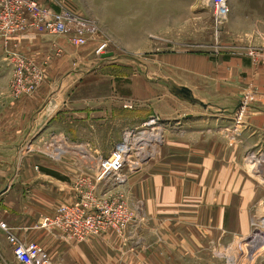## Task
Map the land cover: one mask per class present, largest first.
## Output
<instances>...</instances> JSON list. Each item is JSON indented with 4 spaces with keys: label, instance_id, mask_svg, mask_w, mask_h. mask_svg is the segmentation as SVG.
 I'll use <instances>...</instances> for the list:
<instances>
[{
    "label": "crops",
    "instance_id": "0c3cea01",
    "mask_svg": "<svg viewBox=\"0 0 264 264\" xmlns=\"http://www.w3.org/2000/svg\"><path fill=\"white\" fill-rule=\"evenodd\" d=\"M11 51L42 72L43 82L31 95L13 93ZM105 60L79 57L61 37L25 35L8 46L0 40V221L21 242L41 245L52 264H143L145 258L152 264H221L222 249L248 235L252 219H264V183L244 168L247 154L264 153V94L248 108L246 121H239L237 106L217 108L214 117L208 111L199 119L184 114L173 128L184 129L182 145L173 140L168 158L107 187L109 175L99 184L90 181L102 176L98 163L111 159L129 129L158 115L159 104L152 100L146 111L129 108L121 91L90 90L109 65ZM87 62L89 70L79 69ZM230 65L236 66L233 78L246 75L248 81L254 72L240 59ZM206 70L196 72L223 80L221 71ZM255 78L264 93V67ZM82 86L88 91L79 93ZM48 142L59 145L61 163L69 162L61 167L64 173L41 152ZM68 144L77 153H66ZM112 188L125 196L132 214L124 232L77 244L39 227L42 217L73 204L80 193L92 189L106 197ZM0 264H18L2 231Z\"/></svg>",
    "mask_w": 264,
    "mask_h": 264
},
{
    "label": "rangeland",
    "instance_id": "374dc122",
    "mask_svg": "<svg viewBox=\"0 0 264 264\" xmlns=\"http://www.w3.org/2000/svg\"><path fill=\"white\" fill-rule=\"evenodd\" d=\"M70 1L73 10L82 16L88 25L84 33V46L77 47L69 42L68 44L77 50L79 57L88 61L93 59L97 63L101 55L96 52L101 44H107L105 54L112 53V56L105 60L109 65L105 66L104 70H99L100 77L90 86V90L121 91L128 96L126 106L129 108L133 106L134 109L146 111L152 100L159 104L158 115H150L142 127L129 129L125 133L122 143L116 147L105 169L103 162L98 163L96 169H99L102 176L90 180L93 184H99L106 179L105 173L111 168L110 165L122 163L117 171L108 172L111 174L107 175V187L127 181V176L130 177L132 173L143 169L148 163L168 158L171 154L168 147H173L169 143L176 141V146L183 144L184 129L173 128L184 122L185 118H180L184 114L196 113L195 117L199 119L201 112L208 111L209 116L212 114L214 117L219 108L237 106L239 121H246L248 108L254 100L264 94L255 78L257 71L264 67V60L254 63L253 56L248 54L252 50L247 49L253 47L260 49L259 53H264V0H227L229 14L219 26L215 22L214 7L209 0ZM61 39L67 42L68 38ZM237 59L242 60L244 64L248 63L254 69L248 81L245 80L246 75H241L240 78L230 75L232 68H236L230 63ZM90 67L88 62L87 66L81 63L79 69L86 72ZM206 68L216 74L221 71L223 80L198 76L196 71ZM36 73L39 77L35 91L43 82L42 72L33 66L25 70V75L31 80L36 78ZM103 73L111 77H104ZM184 86L191 89L189 99L178 92V88ZM17 87L18 84L15 85V88ZM11 88L14 90L13 82ZM88 89V86H82L78 92ZM13 93L15 97H20ZM157 135L159 140L156 139ZM53 144L48 142L47 145L41 146L40 150L47 155L58 174L64 173L61 167H66L69 162H60L63 152L59 153V145ZM68 146L65 148L66 153H77L69 144ZM120 147H126L128 151L119 153ZM262 155L264 156L262 152L255 155L249 153L244 162V168L261 184L264 183ZM115 190L116 188H112V193L106 197L104 193L96 196L103 203L124 204L130 222L132 214L125 205V196ZM86 192H82L85 193L83 195H86ZM253 222L260 226L264 219L257 217L252 219L251 224ZM262 228L264 232V226ZM252 232L251 227L249 234ZM248 235L222 249L223 256L219 260L221 264H246L242 253L247 255L253 252V249H244ZM257 251L261 253H255L254 262L251 264H264V251ZM143 264L152 262L145 258Z\"/></svg>",
    "mask_w": 264,
    "mask_h": 264
},
{
    "label": "built area",
    "instance_id": "2783aa9c",
    "mask_svg": "<svg viewBox=\"0 0 264 264\" xmlns=\"http://www.w3.org/2000/svg\"><path fill=\"white\" fill-rule=\"evenodd\" d=\"M214 7V18L217 26L222 25L229 14L227 0H209ZM88 23L73 10L70 0H0V40L6 46L12 40L25 35L67 37V41L74 46L82 47L86 43L84 33ZM254 63L264 60V53L257 48H247ZM107 44H101L97 54L103 56ZM9 59L14 65V90L17 96L29 95L35 90L37 78L32 80L25 75V70L31 68L25 58L15 52H8ZM18 87L15 88V85ZM129 135V134H127ZM126 148V147H123ZM120 147L118 152L121 153ZM117 156V155H116ZM109 161L103 162L105 169ZM122 163L110 165L105 173L117 171ZM80 193L71 205L61 206L51 216L42 217L39 227L60 234L67 241L84 242L90 238L101 236L109 231L122 233L129 222L124 204L99 201L92 190ZM82 194V195H81ZM253 232L244 243L246 250L261 249L264 251V232L262 226L254 222L251 224ZM258 228V230H256ZM0 231L12 248L15 261L18 264H52L45 249L35 243H24L11 234L6 223L0 221ZM261 253V252H258Z\"/></svg>",
    "mask_w": 264,
    "mask_h": 264
},
{
    "label": "bare ground",
    "instance_id": "6f19581e",
    "mask_svg": "<svg viewBox=\"0 0 264 264\" xmlns=\"http://www.w3.org/2000/svg\"><path fill=\"white\" fill-rule=\"evenodd\" d=\"M150 138H151V139H154V138H152V137H150ZM127 139H128V138H127ZM156 139L159 140V135L156 136ZM160 139H161V138H160ZM122 148H123V147H122ZM127 149H128V148H123L122 153L128 151ZM263 166H264V165H263ZM244 249H245V248H244ZM245 250H246V249H245ZM256 252H258L257 249L253 248V252L250 253L251 255H250L248 258H246V259L243 258V259H244V262H245L246 264H251L252 262H254L255 255H256L255 253H256ZM243 254H244V253H242V255H243ZM244 262H243V263H244Z\"/></svg>",
    "mask_w": 264,
    "mask_h": 264
},
{
    "label": "water",
    "instance_id": "95a60500",
    "mask_svg": "<svg viewBox=\"0 0 264 264\" xmlns=\"http://www.w3.org/2000/svg\"><path fill=\"white\" fill-rule=\"evenodd\" d=\"M111 56H112V53H107V54H104L102 56V58H109ZM178 92L181 93V94H184L185 97H187L188 99H189V97H191L190 91L187 88H185V87H179L178 88Z\"/></svg>",
    "mask_w": 264,
    "mask_h": 264
},
{
    "label": "trees",
    "instance_id": "16d2710c",
    "mask_svg": "<svg viewBox=\"0 0 264 264\" xmlns=\"http://www.w3.org/2000/svg\"><path fill=\"white\" fill-rule=\"evenodd\" d=\"M49 174L53 175V176H58L57 174L53 173V172H50V171H47Z\"/></svg>",
    "mask_w": 264,
    "mask_h": 264
}]
</instances>
